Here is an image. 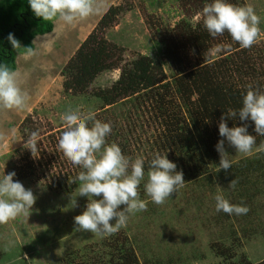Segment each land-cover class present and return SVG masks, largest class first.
<instances>
[{
    "label": "rangeland",
    "instance_id": "obj_1",
    "mask_svg": "<svg viewBox=\"0 0 264 264\" xmlns=\"http://www.w3.org/2000/svg\"><path fill=\"white\" fill-rule=\"evenodd\" d=\"M97 3L99 11L78 20L74 26L54 20L51 32L33 39V54H15V72L19 74L20 86L28 93L29 100L23 110H0V179L15 171L13 180L30 188L37 199L28 218L18 217L0 224V264H56L67 254L91 255L100 249L102 239L109 236L76 228L74 217L81 214L88 203V197H76L80 181L71 188L54 189L47 179L49 175L55 177L60 170L67 169L54 159L57 153L53 152L47 136H58L60 130H65L63 116L69 107L79 108L82 112L94 111L97 119L111 122L112 131L106 137V143L109 144L110 139L120 141L124 146L122 153L133 160L138 156L145 157L155 149L152 143L158 121L147 103L138 105L137 101L133 103L124 98L101 108L92 95V90L108 87L118 77L119 68L100 72L86 91L75 95L62 89L60 70L110 5H117L120 11L102 35L121 49L119 66L137 54L159 59L157 32L172 27L183 15V9L178 0H97ZM248 4L261 18L260 37L254 45L263 46L264 0L237 2L238 6ZM198 18L196 14L192 16L194 21ZM223 42L213 49V56L219 57L226 51V41ZM250 49L253 51L254 47ZM256 66L264 70V57ZM162 69L165 78L171 79L170 70L165 65ZM33 134L38 145L36 156L27 148ZM56 144L58 147V142ZM225 150L227 158L233 162L252 157L260 150L264 152V146H253L248 154L236 152L229 144L225 145ZM23 154L27 155V160H33L29 168L20 161ZM37 155L44 158L42 161L49 157V165L38 166ZM207 168L209 178L184 183V187L160 205L153 203L144 191L145 174L139 192L140 198L147 202V210L129 214L126 226L117 232L127 236L139 261L211 264L219 260L211 245L216 242L229 245L231 240L237 256L244 253L251 264L264 259V174L257 179L249 178L245 191L239 193L243 199L239 200L235 189L213 177L211 164ZM218 193L232 204L247 205L249 212L239 216L217 212L215 196ZM75 197L78 207L71 208V200ZM123 207L121 205V210ZM9 241L14 243L5 251Z\"/></svg>",
    "mask_w": 264,
    "mask_h": 264
},
{
    "label": "trees",
    "instance_id": "obj_2",
    "mask_svg": "<svg viewBox=\"0 0 264 264\" xmlns=\"http://www.w3.org/2000/svg\"><path fill=\"white\" fill-rule=\"evenodd\" d=\"M239 1L229 0L235 5ZM178 2L183 15L172 27L157 32L160 58L137 54L123 66H119L121 49L102 35L104 28L111 25L120 11L117 5H110L63 64L60 70L63 76L62 89L74 95L82 94L97 74L119 68L118 77L108 87L92 90V95L99 101L101 108L125 99H131L133 103L137 101L138 105L147 103V108L150 107L151 114L158 121V130L152 143L154 151L144 157L146 176L147 161L157 153L167 154L168 159L176 164V170L183 172L185 183L197 178H209L207 166L211 164L215 179L228 184L233 179L238 181L233 189L241 200L243 198L239 193L245 191L249 178L257 179L264 174V152L260 150L252 157L233 161L227 172L223 169L218 171L220 154L216 145L225 139L219 134V122L229 108L238 111L242 107L247 85L252 84L254 88L264 91V70L260 67L262 69L259 71L260 68L256 66L264 57V45H254L252 51L250 48H241L227 32L223 36L212 37L203 24L201 13L203 7L213 0ZM194 14L199 17L196 21L192 20ZM53 21L36 17L28 0H0V64L14 71L16 52H29V48L33 50L34 36L49 33ZM9 33L19 40V49L12 47L7 39ZM223 41H226V51L220 53L219 57L213 56V49ZM162 65L170 70L171 79L165 78ZM245 123L249 134L256 135L254 122L250 119L241 121L238 116L227 119L229 127ZM63 131L60 130L58 136H47L51 148H54L53 152L57 153L54 159L64 165V169L67 168L54 174L55 177L48 176L50 187L54 189L76 186L79 183L78 174L83 171L65 158L57 147V139ZM113 142L124 150L120 141L110 139L109 144ZM226 144L228 142L225 139ZM253 146L263 147L264 136L256 135ZM15 151L18 152V149ZM39 156L36 159L38 166L49 165V157L42 161L44 158ZM20 159L24 161L25 168L33 163V160H27L25 154ZM211 249L219 258L211 264H251L244 253L235 254L233 240L229 245L213 243ZM56 264L160 263L139 261L127 236L115 233L103 238L100 249L91 255L67 254ZM166 264L176 263L169 260ZM254 264H264V259Z\"/></svg>",
    "mask_w": 264,
    "mask_h": 264
},
{
    "label": "clouds",
    "instance_id": "obj_3",
    "mask_svg": "<svg viewBox=\"0 0 264 264\" xmlns=\"http://www.w3.org/2000/svg\"><path fill=\"white\" fill-rule=\"evenodd\" d=\"M36 17L45 21L59 20L74 26L99 11L97 0H28ZM203 24L212 37L223 36L227 32L241 48H250L258 42L261 18L252 5L237 6L229 0H213L206 4L201 13ZM14 49L21 44L14 34L8 38ZM33 54L32 49H28ZM242 107L237 111L229 108L219 122V134L225 138L236 152L248 154L256 142V135L264 136V91L246 86ZM29 100L28 93L20 86L19 74L7 65L0 64V110H23ZM239 117L241 121L254 122L256 135L249 134L247 123L229 127L227 119ZM65 130L58 140V148L72 164L83 169L78 174L80 181L77 196L88 197L85 210L74 217L76 228L97 235H113L125 227L129 214L147 210V202L140 198L139 188L145 181V158L134 160L122 153L121 147L113 142L106 143L111 133V122H102L94 111L82 112L69 107L63 116ZM225 139L218 141L216 149L220 154L219 168L226 172L232 161L227 158ZM33 154L38 150L36 135L27 142ZM147 181L144 191L155 204H163L172 193L184 187V175L177 171L176 164L167 154L157 153L147 161ZM15 171L4 174L0 179V224H7L18 217H29L36 202V195L18 180ZM238 181H230L235 188ZM71 200L72 207H78L77 199ZM94 197H100L96 199ZM216 211L229 215H246L247 205L232 204L223 194L215 196ZM123 205V210H121ZM115 220V223L111 221ZM14 242L9 241L10 250Z\"/></svg>",
    "mask_w": 264,
    "mask_h": 264
},
{
    "label": "crops",
    "instance_id": "obj_4",
    "mask_svg": "<svg viewBox=\"0 0 264 264\" xmlns=\"http://www.w3.org/2000/svg\"><path fill=\"white\" fill-rule=\"evenodd\" d=\"M54 22V21H53ZM53 28V27H52ZM51 32V31H50ZM43 35V34H42ZM36 36H38V35H36ZM36 36H34V38L36 37ZM33 38V39H34ZM33 39H32V43H33ZM33 45H35V43H33ZM15 68H16V65H15ZM14 71H15V69H14Z\"/></svg>",
    "mask_w": 264,
    "mask_h": 264
}]
</instances>
